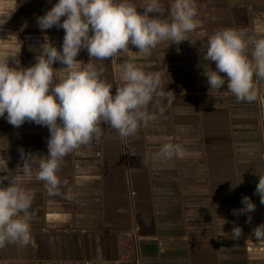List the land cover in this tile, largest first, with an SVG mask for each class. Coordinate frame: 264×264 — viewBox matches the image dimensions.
<instances>
[{"label":"crops","instance_id":"1","mask_svg":"<svg viewBox=\"0 0 264 264\" xmlns=\"http://www.w3.org/2000/svg\"><path fill=\"white\" fill-rule=\"evenodd\" d=\"M139 6L143 0H133ZM171 0H161L164 18ZM200 22L179 45L165 41L149 55L121 53L112 61L92 62L102 79L118 82L116 65L132 62L146 73L159 72L166 90L174 92L163 112L135 136L121 138L101 124L102 134L66 155L57 175L59 193L49 196L35 179L48 155L47 127L25 121L20 127L0 117V177L19 178L24 158L33 172L25 187L34 192L31 241L0 247V264L41 260L121 261L122 264H264V238L254 229L264 224V205L255 194L264 175V79L253 77L256 101H237L227 90L209 89L204 70L207 38L217 30H241L264 38V0H195ZM57 0H0V54L9 65L28 67L45 43L60 49L64 30L41 31L37 18ZM64 18L62 17V20ZM251 59V47L248 50ZM77 60L88 62L86 49ZM56 69L65 67L59 62ZM60 73H57L59 75ZM183 149L159 155L163 143ZM242 181V182H241ZM241 182V183H240ZM8 180L3 181L7 186ZM256 205L240 212L243 197ZM235 210V211H234ZM249 217L251 220L249 221ZM226 221V223H225ZM242 234L234 237L232 229Z\"/></svg>","mask_w":264,"mask_h":264},{"label":"clouds","instance_id":"2","mask_svg":"<svg viewBox=\"0 0 264 264\" xmlns=\"http://www.w3.org/2000/svg\"><path fill=\"white\" fill-rule=\"evenodd\" d=\"M197 15L195 0H171L167 18L161 0H143L139 9L133 0H57L37 18V25L41 31L54 26L64 30L60 49L45 36L35 63L28 67H20V62L11 67L9 57L0 54V117L6 114L8 123L17 128L28 121L50 132L47 158L39 161L35 172V179L44 183L49 196L59 193L62 181L57 173L63 158L98 139L101 124L127 139L157 118L149 111L150 105L162 113L163 102L170 105L175 99L174 92L165 89L159 72L146 73L132 62L116 65L119 75L113 94L114 85L101 78L103 69L92 61L115 65L118 55L129 53V45L141 55H149L165 41L179 45L199 27ZM82 49L89 56L86 63L76 59ZM204 59L215 63V70L203 73L209 89H222L224 73L227 90L237 101L258 99L253 77L264 79V38L249 37L232 28L217 30L207 38ZM57 62L65 67L54 68ZM182 153L179 145L170 142L159 149L165 158ZM22 156L24 165L18 168L22 177H0V247L17 242L27 245L32 239L34 192L25 185L32 181L33 172L27 163L29 155L22 152ZM258 176L255 194L264 205V175ZM4 180L9 181L7 186H3ZM241 203L240 212L256 209L247 196ZM231 233L239 237L242 229L234 227ZM254 235L264 238V224L254 229Z\"/></svg>","mask_w":264,"mask_h":264},{"label":"built area","instance_id":"3","mask_svg":"<svg viewBox=\"0 0 264 264\" xmlns=\"http://www.w3.org/2000/svg\"><path fill=\"white\" fill-rule=\"evenodd\" d=\"M29 264H122L121 261H96V260H41Z\"/></svg>","mask_w":264,"mask_h":264}]
</instances>
